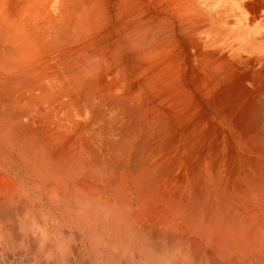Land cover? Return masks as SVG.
<instances>
[{
	"label": "bare ground",
	"instance_id": "obj_1",
	"mask_svg": "<svg viewBox=\"0 0 264 264\" xmlns=\"http://www.w3.org/2000/svg\"><path fill=\"white\" fill-rule=\"evenodd\" d=\"M79 1L81 3V0ZM88 1L94 5L89 4ZM92 1L86 0L88 5H91L89 8L85 5L86 2L84 3L86 8L74 6V13L73 7L66 3H58L59 0H0V115L5 117L8 115L6 119L0 118V142L10 144L9 146L17 151L26 166L31 165L33 171L36 172L37 169L42 173H37L41 179L51 178L52 187L55 189L66 185L69 191L63 195L61 190L63 197L69 196L80 202L86 201V210L88 207L90 209L95 207V211L98 206V208L107 210L108 212L105 211V213L107 212L111 216L113 212L109 213V210L116 209L118 211L126 188H131L133 182L141 187L143 183L148 190L146 188L147 192L142 191L144 186L141 191L139 190L140 204L143 205L146 198H150L152 203L150 202L151 204L148 206L151 210L147 209V215L144 217H139L140 213L135 216V212H133V216L137 218L132 216L134 220L130 218L131 220L128 221L129 224L135 222L136 229H138L136 219L140 218L139 222L142 221L145 225L146 222L145 220L143 222L142 219L146 217L150 223L158 222L159 224L162 222L164 226L162 238L164 240L167 236L172 237L170 234L174 235L173 237L187 238V235L190 236V230L193 229L201 238L199 243L201 247L211 246L212 243L209 241L216 239L217 243L214 242V245L217 244V246L215 245L216 249L213 246V249L218 254H225L222 257L228 256L226 253L229 254L233 259L232 264H264V161L259 157L260 154L251 150L254 145L253 147L249 146L251 149L247 147L248 145L246 146L254 155L248 151L249 153L244 152L237 157V154H233L232 150L228 152L223 146L216 152L214 149L217 148V142L219 139L220 142L222 141L221 134L216 132V127L213 131L212 127L208 128L206 125V128L202 130L203 126L201 125L200 130L193 124L194 127H191L188 132L187 124L181 120L180 124L183 129L176 132L167 124V121L163 122L166 117L163 116L165 118L163 119L159 115L160 118L156 122L158 114L157 111L152 110L154 115L152 112L148 113L153 117L149 116L150 119L146 120L147 117L145 119L140 116L139 109L141 108L138 109V106L134 105L135 103L133 104L127 99L129 100L127 101L128 105L138 109L134 110L135 112L131 110L133 111L131 113L129 109L131 106L126 105L127 108L125 106L126 98L129 96L125 98L123 94L124 98H122L125 103L122 106L120 104L123 103V99L118 102L117 100L121 96L118 98L117 92H115L118 87L111 88L106 85L101 86L100 94L95 91L96 88L98 91L100 86L89 91V87L92 89L94 84L88 85L86 92L89 93V98L84 100L83 104L80 103L85 107V110L83 111L81 108V113L72 111L73 118L65 116L67 109L70 110L74 106L75 99L78 98L82 73L95 68V62L93 64L92 62L97 58L96 53L89 52V49L83 45L68 43L82 35L84 29L82 23L85 16L94 15L95 12L92 10L95 9L93 7L95 1L94 3ZM118 1L119 3L116 0L117 6L126 2V0ZM160 1V5H165V2H168V0H153L150 3L154 5L157 3V9H162L161 13L170 6L168 10L170 9L172 16L176 17L179 24L189 26L188 30L193 29L195 32L192 30L189 32L195 37L204 34L201 33L204 30L216 28L214 25L217 22H214L215 16L204 17L205 11L201 10L204 4L201 6V0H176L177 2L173 0V5L169 0L171 4L170 2L166 3L164 10L163 6L161 8L158 5ZM131 2L133 8L136 4V8L133 9L132 6H129ZM131 2L129 1L128 5L124 4L127 10L126 6H129V11L133 10L131 13L122 9V4V8L119 6L118 8L122 9L120 11L122 13L137 15L131 22L133 26L130 27L132 30H129V35L132 41L141 46L149 31L154 35L161 28L168 26L166 24L170 23L172 16L171 14V17L168 16V10L165 16L148 10L150 5L144 3L145 1H136L135 4L134 1ZM199 6L201 9H198ZM73 13L74 15H72ZM211 18L213 19L211 20ZM259 25L261 26L260 32H262L264 30L263 22L259 21ZM242 43L244 45L246 43L245 36ZM245 47L247 48V46ZM240 56L245 57L244 52L237 54L235 59ZM220 60L208 58V62L212 65L216 64L217 69L221 67L222 70V66L226 67V65L229 67L228 63L225 62L224 65ZM156 62L160 63L159 60ZM219 63L223 65H219ZM79 65H81L80 68H76ZM156 66L158 65L154 62V65L150 67L151 70ZM227 68L226 70H228ZM216 71L218 73V70ZM219 72L221 73V71ZM217 75L219 76V73ZM230 75L226 76L231 78L233 84H237L236 75L231 72ZM218 76L217 78L220 77ZM224 76L225 73L219 79H222L225 84L227 77ZM227 89L220 93L227 96L226 103L234 111L232 113L235 114L236 121L242 126L243 131L248 134L244 135L245 133L242 131L244 133L242 135L240 131L242 137L247 138V140L244 138L241 140L251 145L254 143L253 138H257L255 136L258 135L260 138H257L258 144L262 143L264 139V135L262 136L264 134V86L263 88L257 86L249 94L240 86H235L232 88L233 90ZM98 98H101L100 107L99 102H96L99 100ZM110 100H113L114 104L118 102L119 106L124 107L132 116L126 111L125 115L123 113L122 115L116 114L112 111L116 105L111 106L110 104L113 103ZM221 104L223 105V103ZM78 105L79 103H77ZM77 106L78 110L80 105ZM135 107H131V109H136ZM95 110L99 113L98 117L94 114ZM68 112L70 113V111ZM155 112L157 116H155ZM135 113L138 116L134 117ZM189 113L184 112L187 116L190 115ZM219 121L221 120L219 119ZM187 122L189 121L187 120ZM233 124H237L238 128V123L234 122ZM223 133L227 134L225 131ZM249 138H252L253 141H249ZM263 143L262 145H264ZM260 149L264 152V147ZM258 152L260 151L258 150ZM175 155L177 158H173ZM172 158L175 162L173 164L170 163ZM5 189H0V191L3 190L2 195ZM56 192L57 189L53 196L57 194ZM5 193H8L7 189ZM56 196L63 198L60 194ZM56 196L53 199H56ZM10 197L12 198V195ZM10 197L6 198L5 196L6 199L13 200ZM69 197H67V201ZM110 198L115 205L109 202ZM4 202L8 204L4 199L0 201V204ZM33 205L36 207L34 203ZM121 211L119 210L120 213ZM119 212L117 214L114 212L112 219H118L121 223V218L124 216L120 218ZM122 213L127 218L130 217L128 211V215L126 212L122 211ZM106 216L104 214V217ZM99 217L101 216H96V219ZM96 219L93 220V224ZM90 222L92 223L91 220ZM123 223L128 224L126 221ZM141 225L143 224L139 226ZM145 226L147 227V225ZM152 226L151 228H154V225ZM126 227L129 228L127 225ZM146 227L142 228L147 230ZM131 229L134 228L128 230L133 231ZM149 230L148 226L147 231L149 232ZM147 231L145 232L147 233ZM154 231L161 233V230L158 231L156 228ZM127 233L133 236L132 232L127 231ZM141 233L137 237L140 235L141 238ZM145 235L143 234V236ZM151 235L153 237V233ZM180 237L179 240L182 241ZM144 238L147 240L146 236ZM176 238L174 240L170 238L169 242H174L173 246L169 244L171 248H176V241H178ZM186 238L184 240L187 245L186 250L190 246L191 250H194L192 253H195L201 248L199 245L197 246V240H199L197 236H192L196 239V245H194V239L191 238L192 241L188 239L191 241L188 244L192 242L193 244L188 245ZM151 242L150 244L153 245ZM145 243L143 242V246L141 244V248L145 249ZM146 244L149 247V244ZM196 246L198 249L195 250ZM157 247L154 248V252ZM211 247L210 249H212ZM171 248L167 247L169 250L167 255ZM174 248L175 251L179 249ZM181 248L182 246H180V251L185 252ZM206 249L211 251L209 248ZM157 250L159 252V249ZM204 252L202 256L210 260L211 258L207 257L209 253ZM172 253L174 256L176 255V252ZM167 255H162L163 259L166 257L168 259ZM189 255L187 253L185 255V258L187 256L189 259V263L190 261L191 263L193 261L194 264L204 262L201 255H198L202 259L200 262L198 260L200 258L196 259V255L193 257L194 254L190 255L192 260ZM162 256L159 257L162 258ZM213 256L211 257L216 259ZM241 256L244 257L245 263H241ZM185 258L181 257L182 263L187 260ZM193 258L196 260L194 261ZM147 260L149 261V259ZM196 261L198 262L195 263ZM170 264L181 263L175 257L172 258ZM220 264H224V262Z\"/></svg>",
	"mask_w": 264,
	"mask_h": 264
},
{
	"label": "rangeland",
	"instance_id": "obj_2",
	"mask_svg": "<svg viewBox=\"0 0 264 264\" xmlns=\"http://www.w3.org/2000/svg\"><path fill=\"white\" fill-rule=\"evenodd\" d=\"M74 1L75 0H59L58 3H66L73 7L74 13V6H83V8L87 6L89 8L91 5H94L89 1L88 3H91V5H88L86 0H81L82 4L79 0H76L77 2ZM94 1L95 6L93 7L95 9L92 11L95 13L93 16H85L82 23L84 27L82 35L70 40L68 43L83 45L89 49V52L96 53L97 58L92 62V64L95 62V68L82 73L83 76L79 86L78 98L75 99L74 106L72 107L73 109H67L65 116L73 118L72 111L75 110V112H80L81 108H83V111L85 110V107L81 104H83L84 100L89 98V93L86 92L88 85L91 86L90 84H94L93 88L91 87L92 89L89 87V91H93L97 86H100L98 87V91L97 88L95 90L97 94L102 92L101 86L106 85L111 88L118 87L115 92H117L118 98H120V96L121 98L117 100L115 97L114 100L121 102L119 100H122L124 96L125 98L129 96L126 98V103L123 99V103L121 102L120 105H124L125 103V106L135 107L128 105L129 102L127 104V101L130 100V102L138 106V109L141 108L139 109L141 113L140 116L145 119L147 117L146 120H149L151 116L153 117L154 111H157L158 117L156 122L160 116H162V118L164 116L166 120L163 122L167 121V124L176 132L183 129V126H181L182 124H180L182 121L187 124L188 132H190L191 127L194 126L200 130L203 126L202 130H204L207 125L208 128L212 127L213 131H215L216 127V132L217 134L219 133V135L221 134L220 137L222 141L220 142L219 139L220 143L217 142V148L215 147L217 150L214 149V151L218 152L219 148L223 146L226 151L230 152V150H232L233 154H237V157H239V154L250 151L249 149L251 148H249V146L253 147L254 145L251 150L256 154H260L259 157L264 161V152L260 149L264 147V145H262L264 139L261 138L263 139L262 143L258 144V135L255 136L257 138H253L254 141L252 138H249V141L254 142L251 143L252 146L242 141L244 139L247 140L244 136L242 137L245 133L243 131L244 129L239 122L236 121L235 114H233L234 111L230 108L229 104L226 103L228 101L227 96L220 93L224 85V90H226V88L232 89L235 86H240L245 89L248 94L257 86L261 88L264 86V30L260 32L259 29L261 27L259 21L263 22L262 26L264 27V0H201V6L203 4L204 6H202V9L201 6H199L198 9L205 11V13L203 12L204 17L215 16L214 22H217L214 24L216 26L215 29L211 30L210 28L202 31L201 33L204 34L200 37H195L192 33L190 34L191 30L193 32L195 31L193 29L188 30L189 26L187 27L186 24H179L176 17L174 15L172 16L169 11L170 9L168 10L170 7L168 4L171 1L172 4L171 2L170 4L173 5V0L165 2V5L168 3L167 5L169 6L166 9V6L164 4L160 5L161 1L159 2L158 5L161 6V8L165 6L163 8V10H166L164 11L165 13L160 12L162 9H157V3L155 5L150 3L153 2V0H126L124 3L120 1L123 8L121 4L118 6L125 10H127L125 5H128L129 1H134V4L136 1H145L144 3L150 5L148 10H153L155 13L158 12L160 15L162 14V16H165L168 10V16H172L170 18V23H165L168 26L161 28L158 32H155L154 35L149 31L141 46L132 41L129 35L130 27L133 26L131 22L137 15L133 16V14L129 15V13L124 11V13L120 12L122 9L117 6L119 3L118 0L117 4L116 0H93L92 2L94 3ZM85 2L87 4H85L86 6L84 7ZM130 4L129 6H132V2ZM129 6H126L128 7L127 11H129ZM134 8H136V4ZM86 10V12H88V9ZM131 10L132 9L129 11L130 13L133 11ZM74 13L72 15H74ZM143 16L145 15L143 14ZM212 19L213 18H211V20ZM244 36L246 37L245 45L242 43ZM198 41L202 42L198 43ZM245 46H247V48ZM243 52L245 57L240 56L235 59L237 54H242ZM208 58H216V60L221 59L220 61H223L224 65L225 62L226 64L228 63L230 68L227 65L225 67L222 66L223 64L221 65V63H219V65L222 66V70L219 65L217 69V66H215L216 64L212 65L208 62ZM157 60H159L160 65L156 62ZM154 62L158 66L151 70L150 67L154 65ZM80 66L81 65L76 68H80ZM226 68L228 70H226ZM216 70H218L220 77L217 75L218 73ZM219 71H221V73ZM222 72L225 73V76L230 75V72L235 74L238 80L237 84H233L231 78L229 77V79L227 76L228 79L224 76L226 78L224 84L222 79H219L224 75ZM217 76L219 78H217ZM230 76L232 77L233 75ZM100 100L101 98L96 101L99 102V107L101 104ZM112 101L113 100H110L113 104H109L111 106L116 105V108L112 107L114 109L112 111L116 112V114L122 115L123 113L125 115L127 113L130 114V112L133 113L134 110H138L136 107V109H131V107H129L130 112H127L124 107L122 108L123 105L119 106L118 102L114 104V101ZM77 103H79L80 107H78L79 105L77 106ZM221 103H223V105ZM68 111H70V113ZM186 111L190 112V115L187 116L186 114H188V112ZM148 112H152L153 115L150 116ZM184 112L186 114H184ZM94 114H96V117L99 116L96 110ZM157 114L155 116H157ZM135 115L138 116L137 113L133 114L134 117H136ZM93 116L95 117V115ZM1 117L6 119L8 115L6 117L0 115V118ZM193 117H197L198 119L195 118V120ZM218 118L221 121H219ZM163 119L160 120L162 121ZM186 119L189 122H187ZM147 122L149 123V121ZM234 122L238 123L239 129L237 128V124H233ZM223 131L227 134L229 132L230 135L223 133ZM242 131L244 133H242ZM244 135L248 134L245 133ZM263 135L264 134H262V136ZM231 137L232 140H230ZM0 145V189L6 188L8 190L6 194L5 189L3 195V190L0 191V199H4V201L8 202V204L5 202L1 203L2 205L0 204V264H170L172 258L175 257L181 264H188L189 259L187 256V262L184 261L182 263V256L185 258L186 253L187 255L191 253L190 255L194 254L192 257L196 255L195 257L197 259V257L200 258L199 256L203 255L204 251H206L204 253H209L207 257L212 260H208L205 256H202L201 258L204 262H200L202 260L201 258L198 259L201 264H220L223 262L224 264H232L233 259L229 254L226 253L228 256L222 257L225 254H218L214 250L217 246V244H215L216 246L214 245V242L217 241L216 239H211L209 241L213 244H211L212 247L210 245L204 248L201 247L199 245L201 238L193 229L190 230V236L187 235V238L185 237L188 241L187 244L194 239L192 236H197V239L199 238V240H197V246L199 245L201 248L198 249L196 246L194 249H198L199 251L203 248V252L199 251V253L195 251V253H192L194 250H191L190 246H188L189 248L186 250L187 245L184 242L185 238L180 236H176V238L173 237L174 235L170 234V236H172L170 237L171 240L172 238L173 240L176 238L181 245L176 241L177 244L182 246L181 249L185 250L186 253L182 250L180 251V246L177 244L175 245L176 248H171L174 242H169L170 238L168 236L167 238L164 236L166 240L162 238L164 234L162 222H159V224L158 222L156 224L150 223V221L146 220V217L142 219L143 222L145 220L146 227L142 221L139 222L141 219L138 218L136 222L139 230L135 228V222V224H129L128 220L130 218L134 220L132 218L133 212L137 214L134 213L135 216H138L140 213L139 217H144L147 215V209L149 211L151 210L148 206L152 203L150 198H146L147 200H145L143 205L140 204L139 190L141 191V188L144 186L143 183L141 187L133 182L131 188H126L123 201L117 209L118 211H116V209L109 210V213L113 212L111 216H109L107 213L108 211L104 210L103 207V209H101L97 206L95 211V207L92 209L88 207L86 210V201L80 202L69 196L63 197V195L69 191L66 185H61V187L56 188V193L58 195L60 194L63 198H60V196L57 197L56 194V199H53L56 189L52 187L53 183L50 181L51 178L46 177V179H41L37 175V173L41 172L37 169L36 172L33 171L31 165L26 166L17 151L9 146L10 144L0 142ZM228 145L230 146L228 147ZM257 145H260V148ZM256 146L260 152H258ZM253 149L257 151L255 152ZM251 154L254 155L252 152ZM175 157L177 158V155L173 156V158ZM173 158L170 162L172 164L174 162ZM256 158L257 157H255V159ZM178 172L179 170L177 173ZM144 187L142 191L145 190V192H147L146 185ZM11 195L12 198L10 197ZM5 196L6 198L9 196L10 199L13 200H9V198L6 199ZM67 197H69L68 201L66 200ZM109 202H112V198L109 199ZM112 204L114 203L112 202ZM3 205L4 207H2ZM119 210H122L124 213L128 211L130 217L128 216L127 218V216H125L122 211L120 213ZM105 211H107V214ZM114 212H116L115 214L119 212L120 214L118 213V216L120 215V218L124 216L121 218V223L118 219H112ZM104 214L108 216L104 217ZM126 215H128V213ZM96 216L101 217L96 219ZM95 219L96 221L93 224V220ZM123 221L128 222V224L123 223ZM138 223L139 225L143 224L144 226H141L144 228L146 227L147 230L149 226V232L139 226ZM126 225L129 226V228H127ZM152 225H154L156 230H161V233L160 231L155 233L154 228H151ZM130 228H134L131 229L133 231H129L128 229ZM135 230L136 232H134ZM124 231L126 232L124 233ZM127 231L130 233L132 232L133 236L127 233ZM145 231H147V233ZM151 231L153 237L151 235L152 233H150ZM139 232L141 233V238L140 235L137 237V235L140 234ZM143 234H146L147 240L144 238L145 236H143ZM179 237L180 239L182 238V241L179 240ZM149 241L153 245H151ZM193 241H195L194 245H196V239ZM143 242L148 243L149 247H147L148 245L145 243V249L141 248ZM169 244H171V246H169ZM190 244H193V242ZM213 246L215 247L214 249ZM155 247L159 249V252L156 249L157 254L154 252ZM167 247L171 248L172 252H176V255L174 256L171 250L167 255L169 251ZM210 247L212 249H210ZM146 248L149 249L147 250ZM173 248L176 250L179 249L175 251ZM206 248H209L211 251H207L208 249ZM160 249L164 252L162 250L161 252ZM158 253L159 256L167 255L169 257L166 259L167 257L165 256L166 258L163 259V256L162 258L159 257ZM196 253H199V256ZM210 254L214 255L213 257H216V259H220L217 261L215 258L213 259ZM190 255L189 258L192 260ZM147 259H149V261ZM167 260H169L168 263ZM230 260L231 262L229 263ZM240 261L241 263H245L243 256L240 257ZM197 262L198 261L195 263ZM189 264L194 263L190 261Z\"/></svg>",
	"mask_w": 264,
	"mask_h": 264
}]
</instances>
